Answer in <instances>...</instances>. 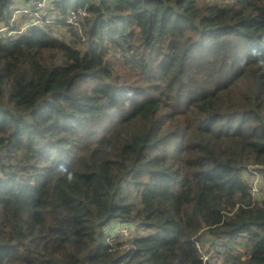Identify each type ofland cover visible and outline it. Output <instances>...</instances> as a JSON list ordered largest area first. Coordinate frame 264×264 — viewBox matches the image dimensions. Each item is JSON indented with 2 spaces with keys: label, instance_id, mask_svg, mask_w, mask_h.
<instances>
[{
  "label": "trees",
  "instance_id": "16d2710c",
  "mask_svg": "<svg viewBox=\"0 0 264 264\" xmlns=\"http://www.w3.org/2000/svg\"><path fill=\"white\" fill-rule=\"evenodd\" d=\"M16 4L0 0V264H211L208 237L245 247L211 251L223 264H264L243 178L264 166V0H52L88 11L85 50L21 31ZM115 222L139 232L110 249Z\"/></svg>",
  "mask_w": 264,
  "mask_h": 264
},
{
  "label": "rangeland",
  "instance_id": "374dc122",
  "mask_svg": "<svg viewBox=\"0 0 264 264\" xmlns=\"http://www.w3.org/2000/svg\"><path fill=\"white\" fill-rule=\"evenodd\" d=\"M25 1L26 0H16V3H17L16 5L17 6H16V10H15V12L13 14L14 19L15 18L18 19L20 21V23H21V31H23L22 27L24 25L27 26V25L30 24L29 20H31V21L36 20L35 21L36 23L40 20V18L38 16H36L34 13H31L29 15L23 14L22 8L24 6L28 5V2H25ZM208 1H211L212 3L221 2L222 5H226V3L229 4V3L233 2V0H208ZM46 7H50V5H47ZM38 14L42 15L43 17H49V18L54 19V20H58L60 18H64L65 17V16L58 17L54 13L49 14L48 13V8H47V10L46 9H42V10L38 11ZM0 27H2L1 29H4V30L6 28L5 24L2 21H0ZM46 28L48 30L52 31V33L54 35H56L57 37L64 38L65 40H67L66 42H70L71 39H77L76 35L72 31V28L67 26V25H65V24H59V23H56L55 21H53ZM70 28H71V30H70ZM27 29H25V30H27ZM103 37H104V35H103ZM86 40L87 39H84L83 37L78 38V45H79V47L82 50L86 49V46H87L86 45ZM105 43L107 44L108 41L106 40ZM259 165H261V164H259ZM261 166H263V165H261ZM254 167H257V166H255V165L249 166V169L250 168L251 169L248 170V172H246V177H244V178L252 180V187H253V189H255L254 191H256L255 192L256 193L255 200L256 201H261L264 198V177H263L264 173L261 172V171H259V173L257 171H252V169H254ZM254 176H255V179L253 178ZM128 226H129V229H131V228L134 229L133 234H132L133 236H135L139 232L137 226H135V225H133L131 223H128ZM112 227L113 226L109 227V229L106 231V243H107V245H109L108 238L110 236ZM208 235L209 234H207V236ZM111 239L112 240L113 239H117L115 231L111 234ZM128 239H130V238H128ZM225 243L227 244V246L225 245ZM229 244L231 246L228 245V240L224 242L221 238L220 239H214L213 237H208L205 240L204 245H201L202 246V251H204V253H205L204 259H207V258L210 257L211 258V261H210L211 264H223V262L226 259L225 258H221V259L215 260L214 258H212L213 257V253L211 252V251H215V250L223 251V249L225 251H233L234 253H239V254H241L243 259H246L247 254H246L245 247H243L241 244L233 245V242H230Z\"/></svg>",
  "mask_w": 264,
  "mask_h": 264
},
{
  "label": "built area",
  "instance_id": "2783aa9c",
  "mask_svg": "<svg viewBox=\"0 0 264 264\" xmlns=\"http://www.w3.org/2000/svg\"><path fill=\"white\" fill-rule=\"evenodd\" d=\"M51 2H52L51 0H32V1L28 2V5L24 6L22 8L23 14L29 15L31 13H34L36 16H38L40 18V20L37 23L35 22L36 20H33V21L29 20L30 24L27 25V26L24 25L22 27V29L25 30V29L33 26V25L37 26V27H40V28H45L47 25H50L53 21H55L56 23L65 24V25L73 28L77 38L83 37L84 39H86L85 25H84V18H85V16L88 15V11L86 10V8H78L77 10H72L64 18H60L58 20H54V19H51L49 17H43L42 15L38 14V11H40L42 9H46L47 10V8H49V7H46V6L47 5H51ZM1 28L2 27H0V32L3 33V34H5L8 31L7 27L5 28V30L1 29ZM6 34H9V33H6ZM251 165L257 166V167H254V169H252V171H257L258 173H259L260 169H262L264 167V166H261L259 164H251ZM251 165H249V166H251ZM249 166H248V168H246L244 170V173H243L244 177H246V172H248V170L251 169V168L249 169ZM253 178L255 179V176ZM244 180L248 184V186H249V188L251 190V194H252V196H253V198L255 200V196H256L255 192L256 191H254L255 189H253V187H252V180L251 179H246V178H244ZM112 226L113 227H112L110 236L108 238V243H109L110 249L116 248L117 247L116 245L119 242L125 241V239L131 238L133 236L132 234H133L134 229L133 228L129 229L128 225H124L122 223L115 222ZM114 231H115L117 239H113L112 240L111 239V234ZM198 246H199V244H198ZM119 248H120V246H119ZM204 257H205V253H204V251H202L203 260L204 261L210 260V257L207 258V259H204Z\"/></svg>",
  "mask_w": 264,
  "mask_h": 264
}]
</instances>
